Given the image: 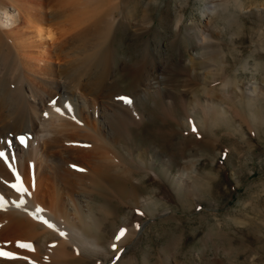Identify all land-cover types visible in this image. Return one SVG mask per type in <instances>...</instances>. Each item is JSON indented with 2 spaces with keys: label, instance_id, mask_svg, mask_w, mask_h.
I'll return each mask as SVG.
<instances>
[{
  "label": "rangeland",
  "instance_id": "374dc122",
  "mask_svg": "<svg viewBox=\"0 0 264 264\" xmlns=\"http://www.w3.org/2000/svg\"><path fill=\"white\" fill-rule=\"evenodd\" d=\"M205 1L41 3L49 28L70 37L74 50L81 49L76 35H112L105 45L114 66L112 93H84V101L89 107L90 99L100 101L96 118L89 112L92 125L123 112L132 122L128 141L109 139L112 152L97 161L114 165L115 173L127 170L129 186L123 194L109 187V202L96 199L97 224L89 232L107 243L124 229L123 242L108 253H81L80 264H264V0H219L214 13ZM23 24L15 29L19 40L27 37ZM201 30L211 37L194 49L190 39ZM66 64L64 54L57 58L59 69ZM153 72L158 85L141 88ZM79 95L69 93L67 100L85 118L89 108ZM50 174L43 186L54 190ZM38 241L31 244L42 255ZM0 244L3 251L21 250L13 240Z\"/></svg>",
  "mask_w": 264,
  "mask_h": 264
},
{
  "label": "bare ground",
  "instance_id": "6f19581e",
  "mask_svg": "<svg viewBox=\"0 0 264 264\" xmlns=\"http://www.w3.org/2000/svg\"><path fill=\"white\" fill-rule=\"evenodd\" d=\"M32 1L39 3L40 8ZM45 1L0 0V152L9 157L0 158V203H3L0 243L4 238L26 243L36 239L40 241L38 252L42 254L21 248L15 252L19 258L0 256V264H80L81 253L96 249L110 251L114 244L119 246L124 237L117 241V235H113V241L105 243L89 235L97 224L93 207L98 202L96 199L108 201L109 187L123 194L132 178L127 170V173H115L114 165L97 163L100 155L106 158L112 152L115 144L109 139L128 141L131 119L123 112L120 117L113 114L118 117L116 120L106 119V125L102 120L99 127L92 125L89 119L94 116L90 113L93 110L96 118V105L100 101L90 99L89 107L83 95L96 93L104 97L112 93L110 79L114 66L105 47L112 35H76L74 40L78 38L81 49H72L70 37L63 33L57 35L56 28H49L48 14L41 5ZM205 2L209 13H214L220 4L219 0ZM137 5L136 1L127 18L136 15ZM115 18L107 24V31L113 27ZM21 23H24L21 35L27 34V37L19 40L15 29ZM201 33L203 35H197L196 39H190L194 49H201L211 37L209 30H201ZM63 54L67 64L59 69L56 61ZM216 54H211L210 60L215 59ZM157 82L158 77L153 72L143 77L139 86L150 91ZM72 92L81 94L84 108H89L85 118L67 100ZM100 109L106 112L109 106L102 102ZM20 136L27 138L26 145L19 142ZM83 141L88 144L82 146ZM118 150L120 152L119 147ZM79 163H86L87 170L82 169V165L80 168ZM47 170L53 177L54 190L43 186ZM13 184H22L27 191L19 193ZM64 189L68 191L66 195ZM21 199L24 205L16 207ZM37 208L42 210L39 215L52 223L53 228L33 216ZM47 247L51 249L43 251Z\"/></svg>",
  "mask_w": 264,
  "mask_h": 264
},
{
  "label": "snow or ice",
  "instance_id": "6c2138e0",
  "mask_svg": "<svg viewBox=\"0 0 264 264\" xmlns=\"http://www.w3.org/2000/svg\"><path fill=\"white\" fill-rule=\"evenodd\" d=\"M122 100H124L126 103H130V99L129 98H120ZM59 110V109H58ZM47 115V114H45ZM195 130V129H194ZM19 142L21 144H25L27 143V138L25 136H20L19 137ZM0 158H3V159H8L9 157L6 155V153L4 152H0ZM12 187L19 193H25L27 191L26 188H24V186L22 184H13ZM25 201L23 199H21L20 203L16 204V207H22L24 205ZM0 207H3V203H0ZM42 210L37 208L36 211L33 213V216L40 220L41 222H43L45 225H47L49 228H53L54 225L52 223H50L47 219H45L42 215H39V213L41 212ZM139 227V226H137ZM126 233V230L122 229L120 230V232L117 234V236L115 237V239L117 241H119ZM61 235H65L64 233H61ZM17 246L19 248H24V249H30V250H34V246L31 244V243H26V242H17ZM116 248V245L114 244L113 245V249L115 250ZM0 256H4V257H8V258H12V259H15V258H19L16 256L15 253H11V252H7V251H3V250H0ZM26 259V258H25ZM34 264V262H33Z\"/></svg>",
  "mask_w": 264,
  "mask_h": 264
}]
</instances>
